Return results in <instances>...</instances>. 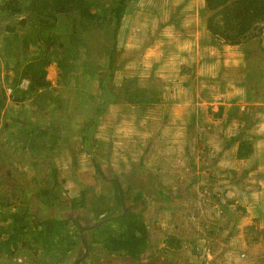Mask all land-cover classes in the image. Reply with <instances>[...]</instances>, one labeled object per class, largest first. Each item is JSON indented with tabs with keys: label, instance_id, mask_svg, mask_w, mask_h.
<instances>
[{
	"label": "rangeland",
	"instance_id": "rangeland-1",
	"mask_svg": "<svg viewBox=\"0 0 264 264\" xmlns=\"http://www.w3.org/2000/svg\"><path fill=\"white\" fill-rule=\"evenodd\" d=\"M104 1L106 0H98L97 4L101 5ZM149 1L151 2L147 6L144 1L140 3V6L137 2L134 13L129 20L130 26L128 33L124 36L120 35L118 53L115 58V65L118 66L116 83L120 86L125 77L138 76L139 79L133 83L132 89L140 87L141 89L159 90L161 96L165 99L164 91L167 88L161 79L166 73L165 67H170L172 69L171 72H174L171 78L175 74L180 75L186 69L190 68L192 70L191 67L195 65L193 64L195 63V58H204L205 48L212 46L219 49L217 47L219 44L227 43L213 41L215 39L210 35L206 27H204V34L198 38L196 37L198 34H195V36L190 34L193 33L191 30L195 26L199 27V24L206 26V16L202 13L203 8H201L200 18L196 19L193 16L194 20H191L189 24L187 23L185 25V27H189V31L185 29V31L189 32L188 36L180 37L177 44H174L170 38L172 42H169L168 53L164 56H169L171 59L167 60L166 57L164 59L161 56L158 57L157 44L153 45L155 46L153 49L152 44H155L156 31L162 23H159L155 17L154 20L150 21L147 15L152 17L155 16L154 14L161 15L169 7L163 5L162 1L156 5L151 4L155 0ZM196 2H199V0H196ZM195 5L199 7V3H195ZM186 11L189 14H195L190 8H187ZM166 12L169 13V11ZM62 20L66 21L67 19L63 18ZM8 24V21L0 20V47L4 45V39L10 35L7 30ZM12 24H17V18ZM147 27L148 31H144ZM131 36L133 39L138 40V46L132 49L129 45V38ZM99 39L104 45L103 36ZM259 39L262 43L264 40V32L254 34L248 41L242 44H247L252 40L258 42ZM151 42L153 43L151 44ZM193 49H195L194 55L191 54L194 51ZM197 49L198 53L196 52ZM104 50L99 55L102 60H104L103 56H106L104 55ZM153 50L157 54H154ZM189 50L191 53L188 52ZM54 55L67 62V66L62 67L59 64L58 58H55L47 67V78L51 80L54 86H61L62 88L60 107L54 110L52 109L54 107L53 105L46 114L32 113L31 101L35 99L34 96L20 105L14 104L11 100H7L4 107L0 110V186H2L3 191L11 192L14 189L17 190L19 196L16 202L18 203L21 197L19 191L23 189V195L27 200L31 212L40 216H63V214L69 213L66 204L57 202L51 206L46 204L42 200V196H40V185H42L47 177H50V174L55 169L57 178L59 181L62 180V183L56 187L60 195L69 198L78 197L81 188H86L89 190L87 199L88 208L92 210L93 203L98 201L99 208L104 210V213L100 217H104L107 214L110 216L115 215L122 209L119 203V191L116 189L117 182L113 179L116 177L120 184L122 182V188L126 192V203L135 205L139 202L134 207V210H143L145 213L144 216L149 225L152 245L148 250L150 252L149 255H151L149 257H152L153 254V257H163L165 258L164 261L169 263L171 261L173 264H254L256 256L264 254V233L260 235L257 229L256 232L248 233L250 237H252L251 235H259L260 238L258 240L260 239V241L258 242L260 244L258 245L254 241L247 242L249 244L248 246H245L243 243L239 244L236 240L231 242L232 236L235 233L234 228H230L231 221L228 222L226 220L225 222L224 220L226 219L225 209L227 208L233 213H228L230 220L235 217V213L237 216L247 215L246 206L243 203V196L247 195L248 198H253L254 194L259 195L261 200H263L261 196L264 194L262 184L256 182L257 178L255 177V174L259 176V170L246 165L247 158L243 159V161L238 160L237 164L236 158L229 159L228 155H222V151L217 154V151L211 148L209 149L207 138L202 139L200 137V129L204 128L207 123L198 117V113H194L197 115L195 121L196 129L192 132L191 130L189 131L188 138L191 139L189 141L192 143V150H196V152L191 151L189 153L187 150L184 155L182 152H178L177 154L179 157L183 156V158L188 159L190 162L188 165L191 171L182 173L170 164H166L163 167L164 156H170L171 153L162 154V149H159L158 153L156 150L153 152L156 153V158L162 159V164L159 166L154 163L146 166L143 164V161L139 163V159L135 161L134 165L131 164L128 158L133 159V155L144 154L145 143L147 141L145 132L140 133L143 119L139 120L138 115L135 113H148L149 110L160 111L162 102L155 104V107L151 108L143 106V109L138 107L142 105L128 103L124 96L119 98L117 103H111L107 107V110L98 121V126L103 124L102 127L99 130L96 129L97 131L90 137L89 142L85 144L83 137H81L83 122L90 120L93 116V110L100 97L98 94L101 90L99 86L100 78L106 74L105 72L107 70L105 72L102 71L100 75L99 69H97V63L94 60L95 57L93 56L90 64H96L92 66L91 75L87 79L81 72V66H79L80 71H77V65L73 63L72 66L69 62V57L76 59L78 55L74 57L76 55L75 53L69 55L58 52L57 50H54ZM211 55L215 57L214 61H219V55L215 53ZM29 56L30 53L28 52L24 57ZM174 56L178 58H174ZM192 56L194 58H191ZM187 59L188 63L179 62L180 60L185 61ZM206 60L210 61L208 57ZM23 61L24 59L21 62ZM170 64L175 66L172 67ZM182 65L184 66L181 67ZM11 67L12 65L8 66L0 58V73L2 81L4 82L3 89L7 95L10 94L8 87H10V82L12 81L11 77L13 78ZM217 71L222 78H225L224 76L226 74H232V70L230 69H224L220 72L217 69L215 72ZM186 73L191 75L192 71ZM63 74L76 75L77 80L72 82L77 83L74 85L65 82ZM197 77V72L194 71L192 75L194 82L197 81ZM83 79H86V81ZM23 80L28 79L24 78ZM78 80H80V83ZM28 84L29 80L25 87ZM165 95L167 99L169 96L167 90ZM163 102L169 103L168 100H164ZM27 110L29 111L25 112ZM159 113H164V110ZM234 114L229 113V122L235 120ZM22 117L24 121L17 122ZM193 120L192 113L188 121L189 126L193 123ZM243 121H245V115ZM39 122L42 125H45V122L56 124L60 127L65 138L62 143L59 141L54 149H47V154L45 155L39 153L26 154L22 147L24 141L22 127L25 124L31 125V123L38 124ZM243 135L248 136L246 133ZM233 136L227 139V148L233 144L231 141ZM196 140L201 141V143H196ZM201 145L204 146L203 150H199ZM220 157L223 158L224 164H226V166L223 165V170H220L218 165L215 167L212 164L213 162H219L221 160ZM34 159H37L38 164L34 163ZM98 167L102 170L103 177L100 176L97 170ZM231 169H235L237 172L234 177L231 175ZM198 171L200 175H204L202 178H200ZM251 173L254 175L253 178H249ZM237 176H240L241 179L235 182L234 178ZM215 178L220 180L226 178L227 180L221 182L220 180H215ZM79 181L82 182V186ZM137 189H143L145 191L143 197L145 203L134 200L133 196ZM159 189L172 196L177 195L181 191H185V197L181 201L175 200L173 203L165 202L158 196ZM213 195L214 198L212 197ZM217 198L219 200H216ZM228 200H232L233 202L228 204ZM187 203L190 205L189 211L192 220L186 222L188 228L181 232L184 238L181 242V248L177 254L164 252V242H162L164 231L168 233L176 231L175 225L182 218L181 215L184 213ZM242 208L245 209V215H242ZM110 224L116 225L117 223L111 222ZM203 229L210 230L209 232L213 233V237L201 236L198 232ZM194 231L195 233H193ZM74 234V238L79 243L80 238L78 237V232ZM68 246L69 243L61 242L59 244V251ZM205 249H210L211 257H208ZM17 253L18 255L21 253L22 255L29 254L34 256L29 250H19ZM93 253L98 256L106 255L104 251H100L97 247L93 250ZM242 254L245 255L243 256ZM37 257L46 262L48 261L47 264H51V262L53 264L56 261L49 257L48 252L45 250L41 251ZM106 262H109V260Z\"/></svg>",
	"mask_w": 264,
	"mask_h": 264
},
{
	"label": "trees",
	"instance_id": "trees-1",
	"mask_svg": "<svg viewBox=\"0 0 264 264\" xmlns=\"http://www.w3.org/2000/svg\"><path fill=\"white\" fill-rule=\"evenodd\" d=\"M97 1L0 0V20L8 21L7 30L10 33L4 39V45L0 47V58L8 66L12 65L11 72L13 73L10 82L12 92L9 95L3 89L4 82L0 73V110L7 100L20 105L34 96L35 99L31 101L32 113L46 114L53 105L52 109L54 110L60 107L62 88L61 86H54L51 80L47 78V67L55 58H58L54 55V50L69 55L75 53L74 57L78 55V59L69 57V62L72 66L73 63L77 65V71H80L79 66H81V72L87 79L91 75L92 66L96 63L100 75L102 71L107 70L106 74L100 78L101 90L98 93L100 97L93 110V116L90 120L83 122L81 137H83L85 144L89 142L90 137L96 131L98 121L107 107L111 103H117L119 98L124 96L126 101L132 105L150 108L165 100L159 90L141 89L140 87L132 89L133 83L139 79L138 76L125 77L120 86L116 83L118 66L115 65V58L119 48L118 41L120 35L124 36L128 33L129 20L139 0H106L101 5H98ZM202 13L206 16V28L215 39L213 41L237 45L248 41L256 33L264 32V0H205ZM20 17L21 19H19ZM16 18L17 24L13 25L12 22ZM63 18L67 20L63 21ZM101 36L104 38V45L100 42ZM103 50L104 55H106L103 56L104 60L99 57ZM28 52L30 56L24 57ZM93 56L96 63L90 64ZM22 59H24L23 62H21ZM58 61L62 67L67 66V62L59 58ZM63 75L65 82L74 85L77 83L72 82L77 80L76 75ZM24 78L29 80V84L27 87H20L19 85ZM83 80L86 81V79ZM78 82L80 83V80ZM221 114L216 113V115ZM196 116L193 114V123L188 127L191 132L196 129ZM23 121V117L17 120V122ZM22 129L24 139L22 147L26 154L39 153L45 155L47 149H54L57 143L59 141L62 143L65 138L60 127L50 122H45V125H42L41 122L38 124L31 123V125L25 124ZM237 139H239L238 135L233 136L231 141L234 142ZM196 143L200 144L201 141L196 140ZM245 146L244 143L239 147L236 154L237 158L246 159L253 153V147ZM192 148L191 143L187 149L189 153L191 151L196 152ZM37 159H34L35 164H38ZM97 170L103 177L102 170L99 167ZM235 174H237L236 170L231 169V175L234 177ZM55 175L54 169L50 177H47L40 185L42 200L51 206L61 202V195L56 188L53 189ZM61 183L62 180L58 181L57 187ZM80 183L82 186V182ZM116 189L118 190L117 185ZM19 192L21 197L17 203L18 191L14 189L11 192H6L0 186V256H11L19 250H29L37 256L45 250L49 257L56 260L61 242H67L70 246L77 242V239L74 238V233L78 232L79 234L76 222L62 215L40 216L31 212L23 195V189ZM123 192L125 195L124 189ZM158 192L160 199L165 202L173 203L175 200L181 201L185 197V191L173 196L166 194L161 189ZM88 194L89 190L82 187L80 195L71 198L72 205L74 207H88ZM144 195L143 189H137L133 198L145 203ZM212 197L214 198V195ZM232 202V200H228V204ZM119 203L121 208L120 200ZM99 207L98 201H95L92 209L95 214L93 219L103 218L100 216L104 210ZM189 209L190 205L187 203L186 209L181 215L182 218L175 225V232L164 231L162 238L164 252L177 254L180 250L181 242L184 239L181 232L187 230L188 224L186 222L192 220ZM241 210L242 215H245V209L242 208ZM111 222L117 224H110ZM209 231L203 229L198 233L203 237L212 238L213 233ZM253 231H257L254 225L245 226L244 232L247 242L260 238L259 235H251L252 237L248 235L249 232ZM257 232H260V235L264 233L262 230ZM88 234L91 249L95 250L97 247L106 254L126 253L132 257H138L152 246L149 225L143 210H132L97 228L90 229ZM254 264H264V254L257 255Z\"/></svg>",
	"mask_w": 264,
	"mask_h": 264
},
{
	"label": "crops",
	"instance_id": "crops-1",
	"mask_svg": "<svg viewBox=\"0 0 264 264\" xmlns=\"http://www.w3.org/2000/svg\"><path fill=\"white\" fill-rule=\"evenodd\" d=\"M143 1L146 3V6L151 2L149 0H139L138 5L140 6V3ZM161 1L169 9H165L161 15L154 14L155 16L153 17L147 16H149L150 21L154 20L155 17L159 23H162L156 31L155 44H152L153 42L151 44L152 49L155 47L153 45L157 44L158 57L161 56L163 59L166 57L169 60L171 58L164 55L168 53L169 42H172L170 38L174 44H177L180 37L188 36L189 32L187 31H189V27H185V25L194 20L193 16L196 19L200 18V9L204 8V0H199V2H196V0H155L151 4L156 5ZM195 3H199V7ZM187 8L193 10L195 14H189L186 11ZM166 11H169V13ZM183 27L184 31L185 29L187 31L184 32ZM204 27L206 26L199 24V27L195 26L196 30L194 31L193 28L191 30L193 33L190 34L192 36L198 34V36L196 35L198 38L204 34ZM144 31H148V27ZM129 45L131 49L136 48L138 40L133 39L131 36L129 38ZM217 47L219 49L212 46L205 48L204 58H195V63H193L195 65H192V70L190 68L186 69L180 75L175 74L171 78L174 72H171L172 69L170 67H165L166 73L161 79L167 88L164 92L166 94L167 90L169 96L167 99L165 94L164 96L165 100H168L169 103L162 102L160 111L149 110L148 113H135L138 115L139 120L143 119L140 133L145 132L147 141L145 143L144 154L133 155V159H128L133 165L139 159V163L143 161V164L146 166L153 163L159 166L162 164V159L156 158V153L153 152L156 150L158 153V150L162 149V154L171 153L170 156H164L163 167L166 164H170L175 166L177 171L187 173L190 170L188 165L190 162L188 159L183 158V156H177V154L178 152H182L184 155L185 151L189 149L191 142L188 138V121L192 113H198V117L207 123L204 128L200 129V137L202 139L206 137L209 149L217 151V154L222 151V155H228L229 159L236 158L238 164V160L243 161V159L236 157L239 147L244 143L246 144L245 147H253V154L247 158L246 165L259 170V176L255 174L257 178L256 182L261 183L264 190V40L262 43L259 39L258 42L252 40L247 44L239 45L219 44ZM193 50V53L190 50L188 52L194 55L195 49ZM196 52L198 53V49ZM153 53L157 54L154 50ZM213 53L219 55V61H214L215 57L211 55ZM207 57L210 61L206 60ZM174 58L178 57L174 56ZM191 58H194V56ZM187 61L188 59L185 61L180 60L179 62L188 63ZM170 65L172 67L175 66L173 64ZM217 69H219V72L224 69H230L232 70V74H226L225 78H222L218 71L215 72ZM188 71H192V74L188 75L186 73ZM194 71L197 72L198 76L196 82L192 78ZM138 107L143 108V106ZM162 110H164V113H159ZM216 113L223 114L216 115ZM229 113H235V120H232L233 122L228 121ZM244 115L245 121H243ZM102 125H99L97 129L99 130ZM244 133L248 136H244ZM232 135H239V139L232 142L233 144L227 148L226 141ZM203 149L204 146L201 145L199 150ZM220 159L219 162H213L212 164L215 167L218 165V168L223 170L222 167L223 165L226 166V164H224L223 158L220 157ZM198 174L200 178L204 176L200 175L199 171ZM253 177L254 175L251 173L249 178ZM211 179L213 178L211 177ZM240 179V176L234 178L235 181ZM215 180L219 181L220 179L215 178ZM224 180L226 181L227 179L222 178L220 181ZM261 196L263 200H261L259 195L253 194V198H248L247 195L243 196L247 215L237 216L235 213L233 221L230 220L228 215L232 211H229L228 208L225 209L226 219L224 220L225 222L226 220L228 222L231 221L230 228H234L235 232H233L234 236H232L233 238L231 237L233 240L231 242L236 240L239 244L249 245L244 235V228L247 225L253 224L257 230L264 231V194ZM258 241L260 239L254 240L257 245L260 244ZM210 252L209 250L208 257H211Z\"/></svg>",
	"mask_w": 264,
	"mask_h": 264
},
{
	"label": "flooded vegetation",
	"instance_id": "flooded-vegetation-1",
	"mask_svg": "<svg viewBox=\"0 0 264 264\" xmlns=\"http://www.w3.org/2000/svg\"><path fill=\"white\" fill-rule=\"evenodd\" d=\"M59 179L55 175L53 189H55L58 185ZM65 194V193H64ZM60 201L66 204V208H68L69 213L63 214L66 217H72L78 228H79V243L75 242L74 245L68 246L64 251H58L56 254V261L53 264H173L164 261L163 257H149L151 255L148 250L141 253L138 257H132L126 253H109L106 255L98 256L93 253V250L90 246L89 234H88V244L89 250L86 251V247L82 243L81 240V228L85 226H90L93 224L94 211L89 209L88 207H74L72 205V200L69 197H65L64 195L60 196ZM60 202V203H61ZM96 220V221H97ZM86 232H89L90 229H85ZM17 254V255H16ZM11 256H1L0 264H47L43 259L38 258L37 256H31L29 254L22 255L21 253H16ZM31 256V257H30ZM155 256V255H154ZM109 262H106L108 261ZM52 264V262H51Z\"/></svg>",
	"mask_w": 264,
	"mask_h": 264
},
{
	"label": "water",
	"instance_id": "water-1",
	"mask_svg": "<svg viewBox=\"0 0 264 264\" xmlns=\"http://www.w3.org/2000/svg\"><path fill=\"white\" fill-rule=\"evenodd\" d=\"M113 179L116 180L117 185H118L119 199H120V202H121V205H122V210L119 213L115 214V215L105 216V217L101 218L98 221L92 220L93 221L92 225L85 226V227L81 228V240H82V243L84 244V246L86 247V251L89 250V244H88V232H86L85 229L97 228V227L105 224L106 222L112 221V220H114V219H116V218H118V217H120V216H122L124 214H127V213L131 212L132 210H134V207L139 204V202H137L135 205L127 204L126 200H125V195H124V192H123L122 185L119 183V181L117 180L116 177H114ZM69 218H72V217H69Z\"/></svg>",
	"mask_w": 264,
	"mask_h": 264
},
{
	"label": "built area",
	"instance_id": "built-area-1",
	"mask_svg": "<svg viewBox=\"0 0 264 264\" xmlns=\"http://www.w3.org/2000/svg\"><path fill=\"white\" fill-rule=\"evenodd\" d=\"M27 83H28V80H23L22 83L20 84V87H25ZM8 92L9 93L12 92V88L11 87H8ZM206 254H209V249L206 250ZM242 255L244 256L245 254H242Z\"/></svg>",
	"mask_w": 264,
	"mask_h": 264
}]
</instances>
